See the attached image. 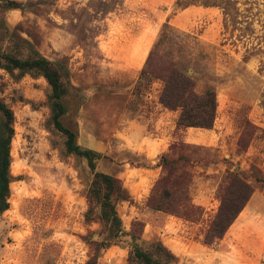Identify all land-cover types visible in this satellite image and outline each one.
Segmentation results:
<instances>
[{"label":"rangeland","instance_id":"obj_1","mask_svg":"<svg viewBox=\"0 0 264 264\" xmlns=\"http://www.w3.org/2000/svg\"><path fill=\"white\" fill-rule=\"evenodd\" d=\"M0 5V48L27 55L30 42L64 62L78 97L67 98L63 123L84 148L101 152L96 171L118 176L131 198L118 204L127 231L142 223L146 241H161L172 264H264V191L223 239L204 243L233 172L264 175V0H15ZM165 23L167 44L197 90L217 91L213 128H177L178 110L159 100L163 81L136 89L141 70ZM144 60L137 67L139 59ZM47 79L0 66V97L14 111L10 207L0 215V264H88L104 237L87 219L94 173L85 157L68 153L66 136L50 123ZM252 138L240 141L244 124ZM195 160L190 195L203 215L190 221L148 205L166 170L163 154ZM129 237L100 252L97 264H129Z\"/></svg>","mask_w":264,"mask_h":264},{"label":"trees","instance_id":"obj_2","mask_svg":"<svg viewBox=\"0 0 264 264\" xmlns=\"http://www.w3.org/2000/svg\"><path fill=\"white\" fill-rule=\"evenodd\" d=\"M0 5L12 9L22 8V3L15 0H0ZM174 28L165 23L154 46L149 52L144 68L141 70L136 84L138 91L144 84L155 79L163 81L160 92V103L167 109L178 110L177 128L184 130L189 127L213 128L217 117V91L214 85H207L203 92L197 90V81L189 70L178 66L171 52L165 50L167 44L176 43ZM28 54L4 52L0 48V66L14 74L30 73L44 76L51 86L48 96L51 117L50 123L66 136V151L85 157L90 168L95 171L94 178L87 190L89 209L87 219H97L103 225L104 237L98 243V251L88 261L97 264L102 249L117 244L122 238L129 237V264H172L177 256L161 241H146L143 237L142 223H133L131 231H127L118 212V204L127 201L131 195L122 180L113 174L96 171V163L104 155L96 150L84 148L77 142V133L63 123L69 109L67 98L78 97L80 89L71 81L69 67L62 61H52L38 51L30 42ZM15 114L13 109L0 97V215L10 207L11 183L14 176L12 166V140L15 135ZM252 123L247 120L240 141L243 146L246 138H252ZM196 161L185 154L172 156L163 154L161 165L166 173L153 186L148 205L156 210L176 214L190 221L199 220L202 208L195 204L190 195L192 174L188 170ZM253 177L261 184L264 191V175L254 172L247 175L233 172L227 185L221 190V204L214 219L204 235V243L214 244L223 239L230 227L244 210L253 194L255 187L249 178Z\"/></svg>","mask_w":264,"mask_h":264},{"label":"crops","instance_id":"obj_3","mask_svg":"<svg viewBox=\"0 0 264 264\" xmlns=\"http://www.w3.org/2000/svg\"><path fill=\"white\" fill-rule=\"evenodd\" d=\"M135 68H137V65H136V67ZM254 198H255V193L253 194V196H252V198L250 199V201L248 202V204L246 205V207L244 208V210L243 211H245L246 209H247V207L251 204V202H252V200H254ZM243 211L241 212V213H243ZM241 215V214H240ZM239 215V216H240ZM238 219V218H237ZM235 223V222H234Z\"/></svg>","mask_w":264,"mask_h":264},{"label":"bare ground","instance_id":"obj_4","mask_svg":"<svg viewBox=\"0 0 264 264\" xmlns=\"http://www.w3.org/2000/svg\"><path fill=\"white\" fill-rule=\"evenodd\" d=\"M143 60H144V56H142V57L139 59V62L137 63V67L142 63Z\"/></svg>","mask_w":264,"mask_h":264}]
</instances>
